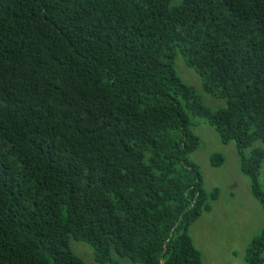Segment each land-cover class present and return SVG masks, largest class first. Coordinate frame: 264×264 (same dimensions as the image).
Listing matches in <instances>:
<instances>
[{
	"label": "trees",
	"instance_id": "16d2710c",
	"mask_svg": "<svg viewBox=\"0 0 264 264\" xmlns=\"http://www.w3.org/2000/svg\"><path fill=\"white\" fill-rule=\"evenodd\" d=\"M177 1L0 0V264H86L69 238L98 264H202L187 228L218 190L191 118L233 142L264 216V0ZM263 251L264 226L243 263Z\"/></svg>",
	"mask_w": 264,
	"mask_h": 264
},
{
	"label": "rangeland",
	"instance_id": "374dc122",
	"mask_svg": "<svg viewBox=\"0 0 264 264\" xmlns=\"http://www.w3.org/2000/svg\"><path fill=\"white\" fill-rule=\"evenodd\" d=\"M176 1L171 0L170 6ZM173 68L177 77L194 90L209 110L224 107L223 100L212 98L202 91L197 75L183 64L178 54ZM190 129L199 144L186 157L197 166L203 190H218V203L215 205L211 201V212H202L187 228V234L192 245L200 251L202 264H244L243 251L251 237L264 226V216L249 193L248 179L238 171V155L233 142L221 143L213 129L198 118H191ZM255 145L264 148L260 142H255ZM212 154L222 156L221 166L214 167L209 163ZM258 184L263 190L264 158L260 164ZM229 193L233 196L230 197ZM68 249L86 264H98L92 260L91 252L84 243L69 238ZM111 257L120 264H135L113 252ZM262 258L264 264V251Z\"/></svg>",
	"mask_w": 264,
	"mask_h": 264
},
{
	"label": "crops",
	"instance_id": "0c3cea01",
	"mask_svg": "<svg viewBox=\"0 0 264 264\" xmlns=\"http://www.w3.org/2000/svg\"><path fill=\"white\" fill-rule=\"evenodd\" d=\"M229 196L230 197H232L233 196V194L232 193H229ZM215 205H217V203H218V196H217V198L214 200V202H213ZM212 209V208H211ZM211 209H210V211H208L207 213H209V212H211ZM190 238V237H189ZM194 247V246H193ZM195 248V247H194ZM196 249V248H195ZM197 250V249H196ZM198 251V250H197ZM199 252V254H200V251H198ZM230 252H233L232 250L230 251ZM232 254H234V253H232ZM200 257H201V255H200ZM241 257H242V255L240 254V259H241ZM202 260V259H201ZM243 261V260H242ZM202 262V261H201Z\"/></svg>",
	"mask_w": 264,
	"mask_h": 264
}]
</instances>
